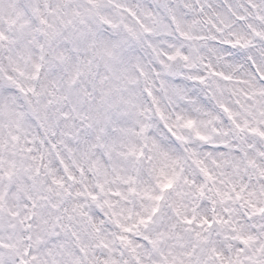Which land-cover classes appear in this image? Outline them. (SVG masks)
<instances>
[{
	"label": "clouds",
	"instance_id": "9594fccd",
	"mask_svg": "<svg viewBox=\"0 0 264 264\" xmlns=\"http://www.w3.org/2000/svg\"><path fill=\"white\" fill-rule=\"evenodd\" d=\"M0 264H264V0H0Z\"/></svg>",
	"mask_w": 264,
	"mask_h": 264
}]
</instances>
